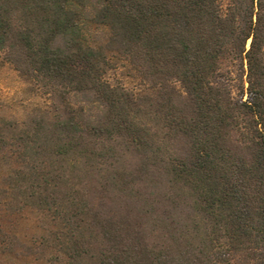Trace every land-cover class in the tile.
Wrapping results in <instances>:
<instances>
[{
    "label": "trees",
    "instance_id": "1",
    "mask_svg": "<svg viewBox=\"0 0 264 264\" xmlns=\"http://www.w3.org/2000/svg\"><path fill=\"white\" fill-rule=\"evenodd\" d=\"M0 57V264H264V0H0Z\"/></svg>",
    "mask_w": 264,
    "mask_h": 264
},
{
    "label": "rangeland",
    "instance_id": "2",
    "mask_svg": "<svg viewBox=\"0 0 264 264\" xmlns=\"http://www.w3.org/2000/svg\"><path fill=\"white\" fill-rule=\"evenodd\" d=\"M110 77L112 80H124L130 86L134 84L122 76L121 70L110 73ZM47 103L44 96L32 90L25 78L0 57V118L21 120L32 108ZM18 229L23 236L35 233V219L20 221Z\"/></svg>",
    "mask_w": 264,
    "mask_h": 264
}]
</instances>
